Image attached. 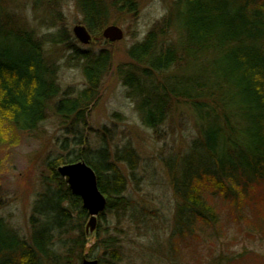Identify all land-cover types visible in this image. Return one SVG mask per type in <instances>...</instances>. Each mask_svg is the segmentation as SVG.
Wrapping results in <instances>:
<instances>
[{"label": "trees", "instance_id": "1", "mask_svg": "<svg viewBox=\"0 0 264 264\" xmlns=\"http://www.w3.org/2000/svg\"><path fill=\"white\" fill-rule=\"evenodd\" d=\"M65 1L31 0L29 21L26 0H0V130L32 134L53 116L71 137L64 154L46 163L26 234L0 217V264H80L84 258L119 264L116 235L135 211L127 196L128 176L135 179L138 164L134 149H111V130H92L87 120L113 65L101 30L122 15L134 18L137 0H71L91 36L88 49L66 28ZM59 46L67 52L65 64L81 69L78 92L60 87L58 59L47 49ZM126 54L129 61L114 72L141 125L157 133L185 108L195 130L185 153L165 165L175 200L172 235L213 244L228 240L229 232L235 238V230L263 242L264 232L246 211L264 219V0H174ZM78 161L93 170L106 201L93 237L85 232L88 215L80 198L56 172ZM224 248L205 258L195 253L204 264H264L254 252Z\"/></svg>", "mask_w": 264, "mask_h": 264}, {"label": "rangeland", "instance_id": "2", "mask_svg": "<svg viewBox=\"0 0 264 264\" xmlns=\"http://www.w3.org/2000/svg\"><path fill=\"white\" fill-rule=\"evenodd\" d=\"M174 0H137L138 11L135 18L120 16L112 21L124 33L121 41L108 46L112 54L113 65L104 78L99 100L90 110L88 125L92 130L109 128L111 134L107 140L111 149L129 146L134 149L138 164L135 179L128 176L127 196L133 201L135 211L129 213L123 222L119 236L121 260L119 264H204L196 250L204 258L209 253L216 255L221 250L242 254L254 252L264 258V241L258 236L246 239L243 234L233 231L236 237L228 240L206 243L208 240L177 237L173 234V213L175 200L169 185L166 162L182 156L195 134L191 116L187 109L180 108L172 113L157 133L144 128L138 118L134 105L126 97V89L115 75L119 64L127 63V49L135 42H140L154 24L166 15ZM21 2V1H20ZM30 3L26 0L27 18L30 21ZM65 25L71 37L72 28L78 23L71 0L65 1L63 7ZM34 27L33 23H29ZM38 34L46 35L51 31L37 29ZM81 49L91 46L79 44ZM102 45V44H98ZM100 47L93 49L98 51ZM52 58L58 59V82L62 90L72 88L74 92L84 87V79L79 67L65 64L67 52L59 47H48ZM114 114L119 115L113 119ZM2 130V131H1ZM0 137V217L23 234L27 232V220L32 203L40 192L39 179L45 171L46 163L64 154L62 146L71 145V137L58 127V121L50 116L39 128L28 135H20L1 129ZM94 144L95 136L87 135ZM263 201V200H262ZM248 219L257 230L264 232V219H258L250 210L246 211ZM244 227V223L242 224ZM256 229V228H254ZM93 237L94 234H89ZM92 239V238H91ZM204 243V244H202ZM211 250V251H210Z\"/></svg>", "mask_w": 264, "mask_h": 264}, {"label": "water", "instance_id": "3", "mask_svg": "<svg viewBox=\"0 0 264 264\" xmlns=\"http://www.w3.org/2000/svg\"><path fill=\"white\" fill-rule=\"evenodd\" d=\"M73 38L81 45L91 44V36L84 26L77 23L71 30ZM102 37L109 43L119 42L123 39V31L115 26H107ZM57 174L63 179L67 189L81 200L82 208L87 212L88 221L85 226L87 235L93 234L96 228L97 217L105 210V198L99 192L96 176L93 170L83 161L63 164L57 167ZM80 264H97L96 260L82 259Z\"/></svg>", "mask_w": 264, "mask_h": 264}, {"label": "bare ground", "instance_id": "4", "mask_svg": "<svg viewBox=\"0 0 264 264\" xmlns=\"http://www.w3.org/2000/svg\"><path fill=\"white\" fill-rule=\"evenodd\" d=\"M136 15H137V13H136ZM136 15L134 16V18L136 17ZM78 23L79 24H81L79 21H78ZM82 25V24H81ZM109 25H114V24H108L107 26H109ZM83 26V25H82ZM107 26H105L102 30H101V33H100V37L103 39V37H102V33H103V31H104V29L107 27ZM116 26V25H115ZM118 27V26H117ZM120 28V27H119ZM121 29V28H120ZM122 30V29H121ZM124 34V33H123ZM104 40V39H103ZM105 41V40H104ZM106 43H108V44H113V43H109V42H107V41H105ZM122 85V84H121ZM125 88V87H124ZM93 107H90L89 108V112H90V110L92 109ZM89 115V114H88Z\"/></svg>", "mask_w": 264, "mask_h": 264}]
</instances>
